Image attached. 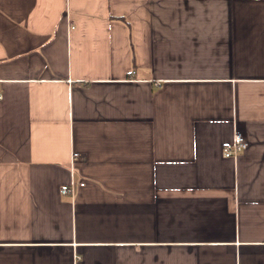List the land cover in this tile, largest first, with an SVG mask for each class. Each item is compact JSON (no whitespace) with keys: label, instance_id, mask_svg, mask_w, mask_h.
Instances as JSON below:
<instances>
[{"label":"crops","instance_id":"crops-1","mask_svg":"<svg viewBox=\"0 0 264 264\" xmlns=\"http://www.w3.org/2000/svg\"><path fill=\"white\" fill-rule=\"evenodd\" d=\"M0 94V264H264V0H0Z\"/></svg>","mask_w":264,"mask_h":264},{"label":"built area","instance_id":"built-area-1","mask_svg":"<svg viewBox=\"0 0 264 264\" xmlns=\"http://www.w3.org/2000/svg\"><path fill=\"white\" fill-rule=\"evenodd\" d=\"M2 97V95L0 94V98ZM248 147V142L245 139V137L243 136V134L239 131H237L232 140L228 143H226L223 146V154L226 157H236L237 155H239L244 149H246ZM74 156L79 155L78 152H74L73 153ZM62 192L63 193H68L69 192V188L68 187H63L62 188Z\"/></svg>","mask_w":264,"mask_h":264}]
</instances>
